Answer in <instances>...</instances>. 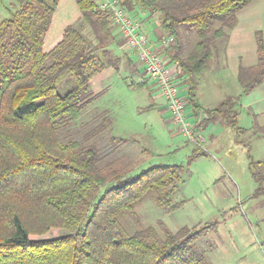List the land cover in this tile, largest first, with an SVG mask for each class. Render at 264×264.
Here are the masks:
<instances>
[{"label": "trees", "instance_id": "obj_1", "mask_svg": "<svg viewBox=\"0 0 264 264\" xmlns=\"http://www.w3.org/2000/svg\"><path fill=\"white\" fill-rule=\"evenodd\" d=\"M253 1L121 0L129 12L137 6L157 15L174 37L165 55L185 79L190 114L197 118L199 82L219 57L218 43L227 41L239 12ZM75 3L85 24L103 31L102 39L111 35L110 15L94 0ZM18 4L0 23V264H210L194 247L202 234L188 227L172 232L161 222V234L148 227L129 235L121 225L120 216L135 217V205L149 192L158 207L177 210L183 203L174 202L182 167L154 165L133 177L114 166L117 151L111 146L64 136L97 96L91 86L105 70L101 54H94L91 41L73 24L48 43L59 0ZM181 27L198 37L193 47L182 37L189 48L185 58ZM256 39L258 64L238 77L243 94L264 81L263 34L257 32ZM109 65L118 69V63ZM70 80L72 86L60 91ZM239 98L205 110L201 122L222 118L234 132L235 142L247 149L257 184L252 197L264 200V160L253 158L251 141L240 140L250 130L238 123ZM106 127V122L93 127L88 140L101 137ZM253 133L264 135V128ZM200 155L206 152L198 148L192 159ZM57 230L66 234L44 237Z\"/></svg>", "mask_w": 264, "mask_h": 264}, {"label": "rangeland", "instance_id": "obj_2", "mask_svg": "<svg viewBox=\"0 0 264 264\" xmlns=\"http://www.w3.org/2000/svg\"><path fill=\"white\" fill-rule=\"evenodd\" d=\"M94 1L99 6L104 0ZM117 1L126 10L121 0ZM18 6V0H0V23ZM127 12L132 18L142 21L143 32L153 42L167 34L161 28L157 15L137 6L134 11ZM68 24L83 30L91 41L94 54H101L105 70L91 86L97 95L92 104L62 134H71L76 139L101 146H111L117 151L114 166L129 171L133 177L154 165L182 167V183L174 194V202H183L182 205L169 212L158 207L153 193L149 192L135 205V217L126 213L120 216L124 229L131 235L148 227H154L161 234V222L172 232L188 227L192 233L202 234L194 247L210 264H264V200L262 197H252L257 184L248 168L247 149L235 142L234 132L225 126L222 118H217L222 122V125L216 126L221 131L219 140L212 142L209 132H204L200 133L206 140L203 147L189 142L172 122L163 106V99L155 97L152 86H130L129 79L136 80L139 74L144 73V68L133 50L126 52L121 47L123 41L113 23L110 26L111 35L102 39L103 31L98 33L83 22L75 0H59L51 31L47 35L48 43L55 40ZM182 37L189 47L198 41L197 35L186 27H181ZM184 38L183 58L186 57L184 52L189 49ZM100 43H103V48H100ZM225 44V39L218 43L219 57L213 59L216 62H222ZM128 57L134 62L133 66L129 65ZM111 62L118 63V69L109 65ZM135 64L140 67V73L136 71ZM176 77L182 86L186 85L185 79L178 73ZM71 86V80L67 81L61 85L60 91ZM200 94L203 95L201 88ZM198 117L205 119L203 112ZM101 122H106L107 126L103 135L96 140H88L87 132ZM250 137L249 134H241L240 140L247 143ZM252 146L257 147L252 150L253 158L264 160V140L254 141ZM198 148L206 155L192 159ZM216 223L217 226L213 227ZM64 234L66 231L57 230L44 237Z\"/></svg>", "mask_w": 264, "mask_h": 264}, {"label": "crops", "instance_id": "obj_3", "mask_svg": "<svg viewBox=\"0 0 264 264\" xmlns=\"http://www.w3.org/2000/svg\"><path fill=\"white\" fill-rule=\"evenodd\" d=\"M257 32H261L264 38V0H255L239 12L237 25L229 31L222 62L212 60L211 67L201 78L196 91L197 103L202 108L198 116L205 110L214 109L226 98L240 96L238 123L250 130L247 134L251 136V142L264 140V135L253 133L264 128V81L249 93L243 94L238 77L242 69H245L243 73L246 75V69L254 68L258 64ZM200 88L203 95L200 94ZM186 91L187 88L185 93ZM154 93L156 98L162 99L156 90ZM196 116H192V120H195ZM219 124L222 125V122L218 119L210 122L205 120L199 125L198 132L201 134L209 132L208 136L214 142L219 140L221 134L216 127ZM256 149L254 146L253 150Z\"/></svg>", "mask_w": 264, "mask_h": 264}, {"label": "built area", "instance_id": "obj_4", "mask_svg": "<svg viewBox=\"0 0 264 264\" xmlns=\"http://www.w3.org/2000/svg\"><path fill=\"white\" fill-rule=\"evenodd\" d=\"M99 9L111 16L113 25L119 31L123 43L121 47L127 52L133 50L139 59L144 73L139 74L136 80L129 79L131 87L149 84L156 90L164 101V107L170 114L172 122L178 126L179 133L189 142L203 147L205 139L198 132L201 117L192 120L188 101L185 96L186 85L182 86L177 79V67L171 63L163 51L175 43L173 36L168 33L153 42L143 32L142 21L134 19L122 8L117 0H104ZM137 71L140 73L137 66ZM205 118V116L203 115Z\"/></svg>", "mask_w": 264, "mask_h": 264}]
</instances>
